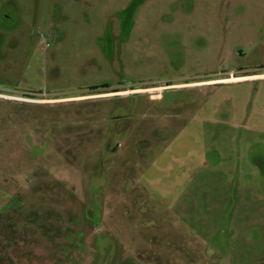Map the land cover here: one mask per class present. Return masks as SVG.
Wrapping results in <instances>:
<instances>
[{"label": "rangeland", "instance_id": "rangeland-1", "mask_svg": "<svg viewBox=\"0 0 264 264\" xmlns=\"http://www.w3.org/2000/svg\"><path fill=\"white\" fill-rule=\"evenodd\" d=\"M230 73L264 0H0V264H264V77Z\"/></svg>", "mask_w": 264, "mask_h": 264}, {"label": "flooded vegetation", "instance_id": "flooded-vegetation-1", "mask_svg": "<svg viewBox=\"0 0 264 264\" xmlns=\"http://www.w3.org/2000/svg\"><path fill=\"white\" fill-rule=\"evenodd\" d=\"M254 78H262V76L261 75H251V76H244V77L243 76L234 77V75H232L230 73L226 79H221L220 81H217L216 83L241 82L244 80H252ZM211 83L212 82L207 83V84H211ZM163 89H164V87H151V88H145V89H128V90L125 89V90H120V91H124L123 93H126L125 91H131L134 93H138L141 91L153 93L154 91H156V93H154V95H156V96H154V97L149 96V97H150V99H159L161 96V93L164 91ZM117 92H119V91H117Z\"/></svg>", "mask_w": 264, "mask_h": 264}, {"label": "trees", "instance_id": "trees-1", "mask_svg": "<svg viewBox=\"0 0 264 264\" xmlns=\"http://www.w3.org/2000/svg\"><path fill=\"white\" fill-rule=\"evenodd\" d=\"M98 88H100V89H102V88H106V86H100V87H98ZM97 88H95V89H93V90H96Z\"/></svg>", "mask_w": 264, "mask_h": 264}, {"label": "crops", "instance_id": "crops-1", "mask_svg": "<svg viewBox=\"0 0 264 264\" xmlns=\"http://www.w3.org/2000/svg\"><path fill=\"white\" fill-rule=\"evenodd\" d=\"M262 77H264V75Z\"/></svg>", "mask_w": 264, "mask_h": 264}]
</instances>
